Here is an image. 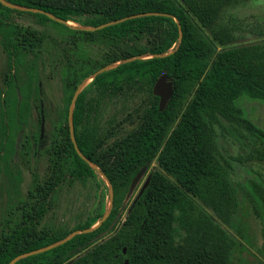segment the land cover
I'll return each mask as SVG.
<instances>
[{
	"label": "trees",
	"instance_id": "trees-1",
	"mask_svg": "<svg viewBox=\"0 0 264 264\" xmlns=\"http://www.w3.org/2000/svg\"><path fill=\"white\" fill-rule=\"evenodd\" d=\"M3 1L11 6L0 1V43L9 62L10 113L19 121L27 116L38 89L36 60L30 54L38 55L35 50H40L46 35L22 26L16 17L29 15L40 25L67 31L72 42L69 49L63 47L66 105L49 145L52 174L44 185L35 176L31 195L36 202L21 222L2 234L0 264L55 244L15 264H235L232 256L239 244L225 227L233 225L239 207L238 188L232 181L234 167L220 151L219 135L242 142L248 134L264 147V131L235 104L242 95L264 101V48L234 46L235 27L220 22L225 8L236 0ZM141 13L153 15L120 21ZM61 20L79 23L84 29H72ZM158 31V43L145 48L144 37ZM94 42L113 49L104 62L91 61L80 53L82 43ZM16 67L25 70L24 83ZM163 75L173 81L174 93L161 111L153 89ZM91 76L93 80L79 93L70 116L75 93ZM133 87L151 98L142 125L100 151L86 133L78 132L84 123L87 94L95 89L116 95ZM1 115L0 152L10 139L9 112L2 109ZM70 119L77 146L89 162L81 158L72 142ZM259 153L264 160V151ZM154 161L159 168L153 171L120 230L72 261L114 228L133 180ZM99 174L109 181L114 193L105 222L69 240L73 231L37 229L64 184L72 186ZM21 181L17 170L15 188ZM102 218V214L89 218L75 231L91 229Z\"/></svg>",
	"mask_w": 264,
	"mask_h": 264
},
{
	"label": "rangeland",
	"instance_id": "rangeland-1",
	"mask_svg": "<svg viewBox=\"0 0 264 264\" xmlns=\"http://www.w3.org/2000/svg\"><path fill=\"white\" fill-rule=\"evenodd\" d=\"M16 21L22 26L38 30L46 38L40 50H35L38 55L30 54L31 59L36 60L38 89L28 114L22 121L18 120L16 114L10 113L13 108L10 99L12 91L5 83L9 62L0 43V148L3 147L1 110L5 107L6 112H9L7 128L10 134L9 141L4 140V151L0 152V239L13 225L21 222L23 215L35 204L36 198L31 195L35 176L41 185L46 184L51 177L53 163L49 145L58 131V121L66 105L63 74L67 59L63 54V47L69 49L72 42L69 32L51 25H40L32 16H17ZM220 22L235 27L234 46L260 45L264 48V0L234 1L225 8ZM68 26L72 29H84L79 23L72 21L68 22ZM159 36L160 31L146 35L142 45L145 48L154 46L158 43ZM81 52L91 61L104 62L113 49L104 42L82 43ZM15 72L21 83L27 80L25 70L16 67ZM89 84L87 81L83 87ZM86 101L84 123L78 128V132L86 133L100 151H106L116 141L136 131L142 125L144 112L151 104L149 94L137 87L125 88L116 95H104L93 89L87 94ZM235 104L243 110L245 118L264 131L263 100L242 95ZM245 136L239 142L232 136L219 135L220 151L234 167L232 181L238 188L239 199L232 227H224L239 244L232 256L235 264H264V160L259 155L264 147L255 144L248 134ZM158 168V162L154 161L149 169L133 180L120 207V220L114 228L100 236L88 249L75 255L72 261L120 230L149 184L153 171ZM17 170L20 171L22 180L19 188H15ZM110 199L111 186L101 174L96 178L76 181L72 186L64 184L37 229L74 232L89 218L110 213Z\"/></svg>",
	"mask_w": 264,
	"mask_h": 264
},
{
	"label": "water",
	"instance_id": "water-1",
	"mask_svg": "<svg viewBox=\"0 0 264 264\" xmlns=\"http://www.w3.org/2000/svg\"><path fill=\"white\" fill-rule=\"evenodd\" d=\"M2 3L6 4V5H9L7 4L5 1L3 0H0ZM11 6V5H9ZM150 15H153V13H141V14H136V15H132L130 17H127V18H123L122 20L120 21H125L126 19L128 18H137V17H143V16H150ZM162 15H165V16H168V17H172L171 15L169 14H162ZM174 20H176V22L178 23L177 19L174 18ZM61 23L63 24H67L68 25V22L67 21H60ZM111 24V23H109ZM108 24V25H109ZM103 26H101L100 28H103ZM182 37V32H180V38ZM102 71V70H101ZM100 71V72H101ZM94 76H91L89 77L85 83L87 81H89V83L93 80ZM84 83V84H85ZM84 86V85H83ZM81 87L74 95V98H73V105L71 106V109H70V116H72V113H73V108H74V102L77 100V97L79 95V93L81 92V90L84 88V87ZM173 93H174V83L173 81L171 80H168L167 76L166 75H163L160 77V79L157 81V83L155 84L154 86V89H153V94L155 96H157L159 98V105H160V110H164L169 102V100L171 99V97L173 96ZM43 132H44V119L42 120V127H41V133L43 135ZM70 134H71V139H72V142L74 143L75 145V148L78 152V154L81 156V158L83 160H85L86 162H89V160L80 152L78 146H77V142H76V139H75V132H74V126L72 124V119H70ZM92 167L97 168V166L93 165L92 164ZM103 178L105 179V181H107V183L111 186V184L109 183V181L103 176ZM111 205H112V200H113V189H112V186H111ZM109 216V213H106L103 218L97 223L96 226H94L93 228L91 229H86L84 231H74L72 233V235L67 238L66 240H69L70 238L74 237L75 235L79 234V233H88V232H91L93 231L94 229H96L97 227H99L103 222L106 221V219L108 218ZM58 244H55L53 246H49L45 249H39V250H35V251H32V252H28V253H25V254H22V255H19L17 256L16 258H14L9 264H15L19 259H22L24 257H27V256H31V255H35V254H39V253H42L44 252L45 250L47 249H51L53 248L54 246H56ZM128 264V263H126Z\"/></svg>",
	"mask_w": 264,
	"mask_h": 264
},
{
	"label": "flooded vegetation",
	"instance_id": "flooded-vegetation-1",
	"mask_svg": "<svg viewBox=\"0 0 264 264\" xmlns=\"http://www.w3.org/2000/svg\"><path fill=\"white\" fill-rule=\"evenodd\" d=\"M8 74H9V72H8ZM8 74H7V76H6V82H5V83H6V86H7V84H8V83H7V82H8ZM7 87H8V86H7ZM8 88H9V87H8ZM3 109H4V111H6V107L3 108ZM5 120H6V119H5ZM6 121H7V120H6ZM6 142H7V141H6Z\"/></svg>",
	"mask_w": 264,
	"mask_h": 264
}]
</instances>
